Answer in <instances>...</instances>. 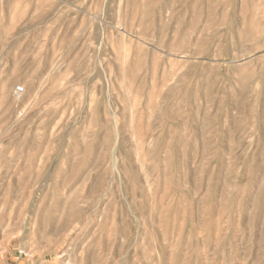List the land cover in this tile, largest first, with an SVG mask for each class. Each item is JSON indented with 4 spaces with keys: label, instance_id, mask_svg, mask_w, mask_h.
<instances>
[{
    "label": "rangeland",
    "instance_id": "374dc122",
    "mask_svg": "<svg viewBox=\"0 0 264 264\" xmlns=\"http://www.w3.org/2000/svg\"><path fill=\"white\" fill-rule=\"evenodd\" d=\"M0 264H264V0H0Z\"/></svg>",
    "mask_w": 264,
    "mask_h": 264
},
{
    "label": "built area",
    "instance_id": "2783aa9c",
    "mask_svg": "<svg viewBox=\"0 0 264 264\" xmlns=\"http://www.w3.org/2000/svg\"><path fill=\"white\" fill-rule=\"evenodd\" d=\"M17 91H18V93H22L24 90L22 87H18Z\"/></svg>",
    "mask_w": 264,
    "mask_h": 264
}]
</instances>
